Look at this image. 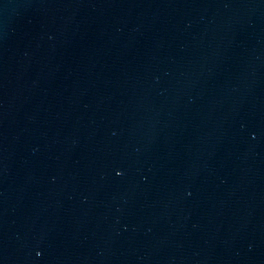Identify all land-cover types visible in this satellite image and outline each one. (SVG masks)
Wrapping results in <instances>:
<instances>
[{
	"label": "water",
	"instance_id": "obj_1",
	"mask_svg": "<svg viewBox=\"0 0 264 264\" xmlns=\"http://www.w3.org/2000/svg\"><path fill=\"white\" fill-rule=\"evenodd\" d=\"M0 264H264V0H0Z\"/></svg>",
	"mask_w": 264,
	"mask_h": 264
}]
</instances>
